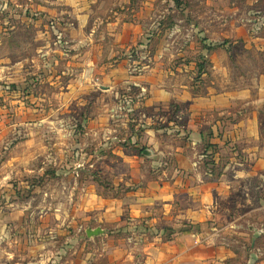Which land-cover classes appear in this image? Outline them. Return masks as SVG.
<instances>
[{
    "label": "rangeland",
    "instance_id": "374dc122",
    "mask_svg": "<svg viewBox=\"0 0 264 264\" xmlns=\"http://www.w3.org/2000/svg\"><path fill=\"white\" fill-rule=\"evenodd\" d=\"M257 37L264 39V0H0V264H135V252L111 255L119 240L138 245L129 229L125 239L110 233V246L96 244L85 228L118 231L115 224L71 215L84 177L106 179L104 194L129 192L85 166L96 159L79 154L85 121L104 109L111 123L135 116L152 84L201 93L222 46L232 83L246 86L264 72ZM168 109L160 114L185 120L179 102ZM252 194L256 211L236 228L262 231H224L229 264H264V193Z\"/></svg>",
    "mask_w": 264,
    "mask_h": 264
},
{
    "label": "crops",
    "instance_id": "0c3cea01",
    "mask_svg": "<svg viewBox=\"0 0 264 264\" xmlns=\"http://www.w3.org/2000/svg\"><path fill=\"white\" fill-rule=\"evenodd\" d=\"M224 47L213 51L212 67L203 76L209 81L201 93L184 85L152 84L149 95L134 104L135 116L111 123L104 109L85 121L79 154L96 158L85 159V166L109 174L113 187L129 192L104 194L100 189L106 179L91 176L82 183L81 165L74 160V181L82 184L77 185L81 191L71 215L115 224L118 231H107L100 223L85 228L87 236L90 229H103L89 238L96 244L110 246L112 234L122 233L119 239H125L121 236L127 235L126 229L137 236L136 247H128L127 239L115 244L111 255L116 259L127 260L124 252L131 251L138 258L135 264H229L234 252L220 241L223 232L262 231L236 225L256 211L251 206L253 191L264 193V72L235 88ZM172 100L187 115L181 123L166 117L169 111L160 114L162 107L169 110ZM260 208L264 210V196ZM125 212L132 221L129 227Z\"/></svg>",
    "mask_w": 264,
    "mask_h": 264
},
{
    "label": "water",
    "instance_id": "95a60500",
    "mask_svg": "<svg viewBox=\"0 0 264 264\" xmlns=\"http://www.w3.org/2000/svg\"><path fill=\"white\" fill-rule=\"evenodd\" d=\"M103 232V229L100 227H97L95 229H90L87 231L88 236L92 237V236H96L99 235Z\"/></svg>",
    "mask_w": 264,
    "mask_h": 264
},
{
    "label": "trees",
    "instance_id": "16d2710c",
    "mask_svg": "<svg viewBox=\"0 0 264 264\" xmlns=\"http://www.w3.org/2000/svg\"><path fill=\"white\" fill-rule=\"evenodd\" d=\"M212 48V47H211Z\"/></svg>",
    "mask_w": 264,
    "mask_h": 264
}]
</instances>
